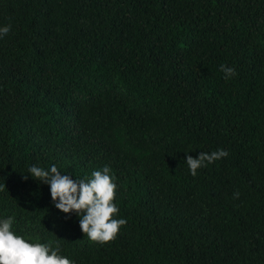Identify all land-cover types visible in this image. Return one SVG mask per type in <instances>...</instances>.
I'll return each mask as SVG.
<instances>
[{"label":"trees","instance_id":"1","mask_svg":"<svg viewBox=\"0 0 264 264\" xmlns=\"http://www.w3.org/2000/svg\"><path fill=\"white\" fill-rule=\"evenodd\" d=\"M0 26V218L17 234L75 264H264V0H0ZM218 148L190 175L186 153ZM33 164L109 165L116 238L84 237L23 178Z\"/></svg>","mask_w":264,"mask_h":264},{"label":"clouds","instance_id":"2","mask_svg":"<svg viewBox=\"0 0 264 264\" xmlns=\"http://www.w3.org/2000/svg\"><path fill=\"white\" fill-rule=\"evenodd\" d=\"M11 26H0V40L10 36ZM219 70L223 79L236 75L234 67L221 64ZM190 153V152H189ZM229 155L218 148L211 152L200 151L193 157L186 153L185 162L190 175L196 176L198 169L205 168ZM23 175L49 186L51 202L64 214L75 213L84 237L99 245H105L116 238L120 228L127 223L126 218H116L119 213L116 197V177L109 165L94 169L90 175L72 179L69 174H61L55 164L41 167L33 164ZM239 197V192L233 194ZM15 217L0 218V264H75L67 256L61 255L57 241L32 242L31 238L17 234L13 230Z\"/></svg>","mask_w":264,"mask_h":264}]
</instances>
